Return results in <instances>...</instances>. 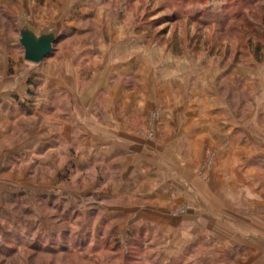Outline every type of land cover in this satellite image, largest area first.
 Listing matches in <instances>:
<instances>
[{
    "label": "rangeland",
    "instance_id": "374dc122",
    "mask_svg": "<svg viewBox=\"0 0 264 264\" xmlns=\"http://www.w3.org/2000/svg\"><path fill=\"white\" fill-rule=\"evenodd\" d=\"M8 1L19 10V29L59 37L50 57L30 65L36 72L64 48L73 57L79 48L94 49L101 68L106 50L125 38L126 68L149 85L151 101L162 99L130 129L157 148L159 165L148 168L177 182L137 183L148 196L130 198L124 158L78 170L66 158L73 151L66 160L64 152L43 161L36 155V164L15 168L29 195L5 198L0 208V264H203L204 253L218 255L227 223L233 227L242 212L250 220L243 210L249 190L264 183V0L238 7L235 0ZM219 16L227 25L212 21ZM90 52L76 64L88 69ZM27 123H19L18 143ZM154 185L173 197L150 198Z\"/></svg>",
    "mask_w": 264,
    "mask_h": 264
},
{
    "label": "crops",
    "instance_id": "0c3cea01",
    "mask_svg": "<svg viewBox=\"0 0 264 264\" xmlns=\"http://www.w3.org/2000/svg\"><path fill=\"white\" fill-rule=\"evenodd\" d=\"M17 1L31 7L34 5V0H13L15 3ZM11 8L8 0H0V208H3L5 198L29 193L28 184H22L26 181L19 178L15 168L24 163L34 165L36 155L42 157L39 159L43 161L56 151L58 154L64 152L63 158L73 151L74 155L66 158L78 170L94 167V163L113 165L114 160L124 158L119 165L123 168V177L126 176V197L146 199L148 194L140 196L143 185L137 183L177 182L170 176L162 178V175L148 168L149 165H159L155 155L157 148L130 129L134 118L146 117L150 110L162 105V99L151 101L149 85L143 80L137 82L132 74L134 72L126 68L131 62L126 60L125 38L117 40L116 46L106 50L108 52L104 53L101 68L94 49L79 48L73 57L68 54V48H64L60 56H54L51 62L44 63L36 72L31 63L19 57V10L13 12ZM89 51L95 57L88 69L76 64ZM38 77H42V80L36 85ZM154 77V92L157 93V79L162 77L161 73L157 76L154 74ZM126 78L134 80V84H126ZM131 85L141 91H134ZM25 119L28 121L27 130L24 129L26 138L18 143L19 123ZM192 132L195 133V130ZM255 186L249 190L251 199L245 202L248 206H242L250 214V220L243 217V212L240 215L242 220L237 221V216L233 218L236 221L233 222L234 226L227 223L225 228L228 232L220 236L224 238L220 253H204L199 262L264 264V218L261 222L259 220V212L264 217V183L261 188V185ZM156 189L152 196L149 195L150 198L173 197L167 189L163 192L165 196L159 194L162 188ZM39 194L45 196L50 192ZM227 211L224 214H240L237 209L234 210L237 213ZM140 222L148 224L147 219ZM202 230L204 233L210 232V227ZM206 235L202 236L203 240L207 239ZM174 263L175 260H172Z\"/></svg>",
    "mask_w": 264,
    "mask_h": 264
},
{
    "label": "water",
    "instance_id": "95a60500",
    "mask_svg": "<svg viewBox=\"0 0 264 264\" xmlns=\"http://www.w3.org/2000/svg\"><path fill=\"white\" fill-rule=\"evenodd\" d=\"M19 34L20 44L24 49V60L35 65H40L48 58L59 41L54 31L38 35L32 28L25 25L20 27Z\"/></svg>",
    "mask_w": 264,
    "mask_h": 264
},
{
    "label": "trees",
    "instance_id": "16d2710c",
    "mask_svg": "<svg viewBox=\"0 0 264 264\" xmlns=\"http://www.w3.org/2000/svg\"><path fill=\"white\" fill-rule=\"evenodd\" d=\"M208 2L209 3H211V0H208ZM226 3V2H225ZM235 6L236 7H238L239 6V4H242V3H246V4H253L252 2H250V1H247V0H235ZM227 5V4H226ZM249 5V6H250ZM252 8V7H251ZM261 9H264V7L263 8H261ZM241 14H242V12H235L234 14H233V16L235 17V18H239V17H241ZM215 20H212V21H216V23L217 24H224V25H227L226 23H227V21L228 20H226L225 18H221L220 16H219V18H214ZM247 20H245V21H243V22H245V24H248L247 22H246ZM229 22V21H228ZM253 33H255L254 31L251 33V35L253 34ZM255 35H257V33H255ZM253 36V35H252ZM256 38H258V36H256ZM259 51H260V47L258 46L257 48H256V53L257 54H259Z\"/></svg>",
    "mask_w": 264,
    "mask_h": 264
}]
</instances>
